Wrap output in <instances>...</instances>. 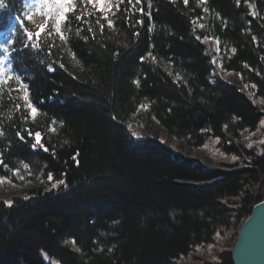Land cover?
Here are the masks:
<instances>
[{"label": "trees", "instance_id": "1", "mask_svg": "<svg viewBox=\"0 0 264 264\" xmlns=\"http://www.w3.org/2000/svg\"><path fill=\"white\" fill-rule=\"evenodd\" d=\"M6 3L0 32L24 10L23 0ZM135 7L145 14L134 13L125 0L110 28L91 5L77 0L65 40L42 31L29 41L24 29L38 30L32 23L15 34V67L40 116L30 121L21 106L12 109L3 122L4 160L33 161L65 184L0 197V264H180L181 256L231 224L235 238L219 264H233L239 227L264 199V149L255 152L238 139L239 130L254 129L264 116L238 84L243 75L263 88L256 74L263 52L243 30L248 21L264 32V19L250 16L243 0H207L215 31L235 49L225 67L236 73L232 81L210 80L211 56L196 39L205 33L193 23L204 12L196 0H151V7L143 0ZM143 103L177 140V151L155 136L132 138L127 122ZM51 121L55 130L49 132ZM36 131L48 151L33 150ZM209 137L243 160L210 168L181 153ZM76 153L79 166L72 159ZM69 238L78 250L64 243Z\"/></svg>", "mask_w": 264, "mask_h": 264}, {"label": "rangeland", "instance_id": "2", "mask_svg": "<svg viewBox=\"0 0 264 264\" xmlns=\"http://www.w3.org/2000/svg\"><path fill=\"white\" fill-rule=\"evenodd\" d=\"M262 2V10L259 8L258 3L259 0H243L244 5H246L248 14L250 16L252 11H255L256 15L252 17H259L260 20L264 19V0ZM31 0H24V6L30 3ZM206 2H201V0H196V3L202 7V10L206 8ZM248 4H251L253 7L249 9ZM77 5V0H76ZM95 12H99L96 8H93ZM24 11L20 15H16L13 18L12 25L3 33H0V46L4 45L6 41L9 42V53L7 65H10L13 72V79L9 80V82L5 85L0 86V142L2 143V139H4L5 131L3 122L4 119L8 118L12 115V109L17 105L21 106L26 111V118L30 121H35L40 116L39 111L36 114H31L30 109L26 107L25 101L23 100V91L18 90L20 85L16 82L15 76L19 75L21 80L24 83H27L25 80L24 74L21 73L15 67L14 57L12 55V42L14 40L15 34L21 28H23L25 23H32L37 29L39 25L42 23L43 18L36 14L34 15L31 21L24 20L23 26H21V20L17 19L20 17L24 18ZM77 11V7L75 12ZM75 12L68 13L69 15ZM100 13V12H99ZM101 14V13H100ZM101 18L102 14L100 15ZM109 18L112 19V15L109 14ZM215 17L210 13V11L203 12V14L195 19L194 27L196 31H202L205 33L204 36L216 37L219 39L220 43L217 45L215 40L209 39L207 43H204L206 46V50L209 52L211 56V72H210V80H213L214 77L219 76L225 81H232L236 73L232 70H229L225 67V63L228 58L233 53V46L230 45L226 41H222L221 37L218 35L217 31L213 27L212 21L215 20ZM68 20L62 23V31L65 39L67 38V34H69V25ZM107 24V21L105 20ZM203 24L204 27L201 28L199 25ZM108 25V24H107ZM109 27V26H108ZM245 33L249 34L251 38L256 37L255 44L256 48L261 49V53H264V32L257 33L251 28L248 21H245L244 30ZM45 32L49 35L56 36L58 39L60 35L55 33L52 28L51 22H49L47 29ZM51 35H49L51 37ZM203 36V37H204ZM201 38V41L203 39ZM64 39V40H65ZM62 40V39H61ZM259 58V62L261 63V69L257 68L256 74L261 77L263 81V88H259L255 81L249 79V77H244L243 75H239V82L241 89L248 95L249 99L259 108L262 113H264V54ZM4 53L0 52V56H3ZM28 84V83H27ZM247 85V87H245ZM253 85L256 87L253 88ZM29 92V88H28ZM29 100L30 92H29ZM32 103V102H31ZM33 104V103H32ZM144 107H138L137 111L134 115V119L129 120L127 122V127L129 129L130 134L132 132H136L137 136H132L133 139L139 140L143 139L147 136H155L160 142L164 143L167 147L172 149L173 151H177L179 149V144L177 140L173 137L168 136L164 130L160 127L158 121L152 117L148 116V105L143 103ZM34 106V105H33ZM264 121V116L259 120L258 124L254 129H241L238 131V139L243 143V146L248 148L247 145L252 143L253 149L255 152H259L264 149V143H261L264 140V124L261 123ZM49 132L55 130V123L51 121L49 127L47 128ZM0 143V176H3L4 179L0 182V197L8 199L10 196L15 194H22L23 191L27 190L30 187L35 186H44L51 187L52 183H55L57 180L48 181L46 173L43 170L42 166H38L33 161L27 162L24 160H17L13 162L12 165L5 162L3 157V150L1 148ZM249 149V148H248ZM181 153L189 158H195L204 163L207 167L210 168H219L230 165L232 163H240L243 159L239 158L236 161L232 160V156L234 154L228 153L225 149H222L219 146L218 139L214 137H209L202 145L199 146H189L185 147L181 150ZM27 163L29 167L27 169L24 168V164ZM18 168L20 170V175L24 177L21 180L18 176L13 174L12 169ZM235 238V230L233 224H231L230 228H222L217 229L213 235L212 241L205 244L196 245L193 247L188 256H181L177 263L180 264H219L220 258L219 255L224 250H228L230 245L232 244ZM73 239L69 238L64 241V243L70 246L73 249H77L78 247L75 243H73Z\"/></svg>", "mask_w": 264, "mask_h": 264}, {"label": "snow or ice", "instance_id": "3", "mask_svg": "<svg viewBox=\"0 0 264 264\" xmlns=\"http://www.w3.org/2000/svg\"><path fill=\"white\" fill-rule=\"evenodd\" d=\"M127 4L131 6V10L135 13L136 11H138L141 15L145 14V9L144 7H140L139 9H137L135 6L136 5H142L143 4V0H126ZM185 5H188L189 0H183ZM201 2H205V0H201ZM245 2L247 3V0H245ZM81 3L85 4V5H91L93 8H96L101 14L104 20L107 21L108 26L114 27V21L113 19L109 18V14L111 15H115V11H118L120 9V6L122 4L125 3V0H81ZM237 5L240 4V0H236ZM7 7V3L6 0H0V9H4ZM76 0H31L30 3L26 4L24 6L25 11H24V18L21 19L20 17H17V19L21 20V26H23L24 24V20H29L31 21L34 17V15L39 14L42 18L43 21L42 23L39 25V28L36 32H32L29 31L27 28L24 29L25 35L27 37V39L29 41L33 40V37L35 36L36 38H39L41 36L42 31H45L47 29V26L49 24V22H51L52 28L55 31V33L60 35V38L62 40L65 39L63 31H62V23L66 22L68 20V13L70 12H75L76 10ZM149 7H151V0H149ZM249 9H252V5L248 4ZM125 11L127 12L128 9H125ZM205 12L208 11L207 8L204 9ZM149 17H151V12H147L146 13ZM252 16H255L256 13L255 11L251 12ZM76 20H83V16H76L75 17ZM96 23L100 26V30L101 32H103L104 30V25L100 23V20H97ZM136 23L138 25H143V20H137ZM193 23H195V21H193ZM201 28L204 27L203 24L199 25ZM89 32H91V27H89ZM149 31H151V28H149ZM49 35H51V33H49ZM133 35L135 36H139L140 33H133ZM196 39L199 41L201 40L200 36H196ZM209 39H213L215 40V43L217 45H219L220 41L218 38L216 37H209V36H204L202 39L203 43H207L209 41ZM256 37H253V40H255ZM27 46V45H26ZM33 48H38L37 44H32L31 45ZM233 52H235V49L232 50ZM0 52H3L4 55L0 56V86L5 85L9 82V80L13 79V72L14 70L12 69V67L10 65H7V60H8V53H9V42L6 41L4 45L0 46ZM148 55H152L151 52L148 53ZM140 61L143 62L144 57L141 56ZM153 59H155V57L153 56ZM61 67H63V65H61ZM49 71H53L54 69L51 67V65H49L48 68ZM169 75H171V73H169ZM16 82L20 85V88L18 90H22L23 91V100L25 101L26 107L28 109H30L31 114H36L38 112L37 107L33 106V104L30 102L29 100V92H28V84L24 83L21 80V77L19 75H16L15 77ZM134 84H136L137 86H139L140 81L139 80H134L133 81ZM247 87V85L245 86ZM256 86L253 85V88H255ZM17 107L19 108V105H17ZM140 107H144V105H140ZM115 118V117H113ZM55 121H53L54 123ZM262 124H264V121H261ZM25 131L28 132V136L32 137L33 133L31 132V130L25 129ZM203 131V130H202ZM2 134V133H0ZM134 137L137 136L136 132H132L131 133ZM16 135L23 140L24 136L21 135L20 132H17ZM261 143H264V140L261 141ZM32 148L33 150H35L38 146L40 148H42L44 151H48V148L44 146V144L42 143V134L39 131H36L34 133V143H32ZM247 147L249 149H251L253 147L252 143H249L247 145ZM79 153H76L75 155H73L72 159L73 161L77 164V166H79V161L77 159ZM239 157L233 155L232 156V160L236 161L238 160ZM2 163V162H0ZM29 167V165L27 163L24 164V168L27 169ZM13 174L18 176L21 180L24 179V177L22 175H20V170L18 168L12 169ZM4 179L3 176H0V182H2V180ZM47 179L49 182H51L54 177L52 175V173H48ZM65 184V180L64 179H59L57 180L55 183H52V188H56L60 185H64ZM5 205L7 207H11L13 202L12 201H5L4 202ZM73 243H75V241H73ZM109 251H111V249H109ZM43 259V257H42Z\"/></svg>", "mask_w": 264, "mask_h": 264}, {"label": "water", "instance_id": "4", "mask_svg": "<svg viewBox=\"0 0 264 264\" xmlns=\"http://www.w3.org/2000/svg\"><path fill=\"white\" fill-rule=\"evenodd\" d=\"M231 259L233 264H264V199L240 225Z\"/></svg>", "mask_w": 264, "mask_h": 264}]
</instances>
